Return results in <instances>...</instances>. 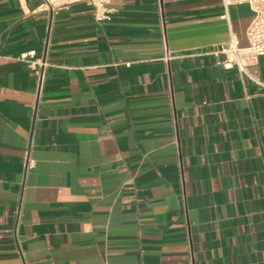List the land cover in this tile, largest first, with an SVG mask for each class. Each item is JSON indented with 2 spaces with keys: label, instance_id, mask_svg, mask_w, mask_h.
<instances>
[{
  "label": "crops",
  "instance_id": "crops-1",
  "mask_svg": "<svg viewBox=\"0 0 264 264\" xmlns=\"http://www.w3.org/2000/svg\"><path fill=\"white\" fill-rule=\"evenodd\" d=\"M40 4L0 0V264H264V57L212 54L250 8Z\"/></svg>",
  "mask_w": 264,
  "mask_h": 264
},
{
  "label": "built area",
  "instance_id": "built-area-1",
  "mask_svg": "<svg viewBox=\"0 0 264 264\" xmlns=\"http://www.w3.org/2000/svg\"><path fill=\"white\" fill-rule=\"evenodd\" d=\"M39 12L58 13L61 10L69 9L78 4H85L94 9V17L97 21L107 20L110 17L111 10L108 8L112 0H40ZM225 15L223 18L228 20L229 8L235 5H247L253 13L252 22L247 30V39L249 46L241 48L237 39L231 35L229 42L221 45L215 51L214 55H222L225 60L223 66L226 69H237L241 75H247L249 68L259 63L264 57V0H221ZM163 56L161 61L169 65L177 58L169 49L166 40V33L162 31ZM16 61L26 64L31 68L43 66V62L35 58V53H24ZM130 68L132 63H125ZM34 162H29L32 167Z\"/></svg>",
  "mask_w": 264,
  "mask_h": 264
}]
</instances>
